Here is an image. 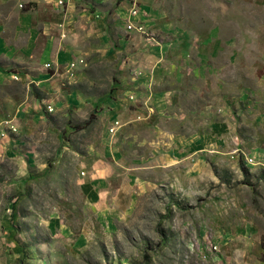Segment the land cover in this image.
<instances>
[{"label":"rangeland","instance_id":"rangeland-1","mask_svg":"<svg viewBox=\"0 0 264 264\" xmlns=\"http://www.w3.org/2000/svg\"><path fill=\"white\" fill-rule=\"evenodd\" d=\"M82 3L138 23L65 22L73 59L44 83L0 65V264H264V0ZM130 24L168 42L158 80ZM132 76L163 114L116 107Z\"/></svg>","mask_w":264,"mask_h":264},{"label":"crops","instance_id":"crops-1","mask_svg":"<svg viewBox=\"0 0 264 264\" xmlns=\"http://www.w3.org/2000/svg\"><path fill=\"white\" fill-rule=\"evenodd\" d=\"M82 1L68 0L65 6H61L58 4V0H0V65L6 60L10 63L14 62L21 65L25 63L30 65L31 63V66H34L35 73H37L36 75L41 76L40 82L44 83L52 79L45 66L49 64L53 66L67 65L73 59V49L68 47V42L63 38L62 27L65 22H117L116 20L126 17L128 20L138 23V16L130 13L132 3L129 4L127 10L125 8L121 9L124 4L114 9L111 15L112 19H110L106 11L102 9H90L89 6L83 7L79 5ZM82 4H86V2ZM148 23L144 22L145 25ZM132 28L130 27V29ZM126 31L129 35L127 40L130 44L129 49L135 48L136 50V52L132 53V56H139L142 60L141 63L143 61L147 62L141 72L148 76L151 71L154 73L156 80H158V72L163 74L165 71L162 67L164 66L163 61L170 54L164 50L168 48V42L163 41L160 45L158 42L151 43V40L147 38V34L138 32L136 28ZM33 69H31L32 72L34 71ZM176 71H179V69L177 68ZM7 74L8 72L5 73L0 70V78ZM14 75L18 79L20 76H27L26 73H14ZM131 79V85L119 90L118 97L114 100L116 107L121 108L126 103L131 105L136 101L141 106L143 105L142 100H144L145 106L153 109L152 111L156 115L163 114L169 102L166 92L158 88L153 101L151 98L152 105L150 106V102H146L147 99L145 98L146 95H149L148 90L141 89L139 86L138 80L140 77L132 76ZM66 97L70 102L72 100L77 102V104L79 102L76 94H71L70 97L66 94ZM145 106H142L141 109H145ZM36 108L38 109L36 102L28 103L25 100L22 111L29 115L39 116V111ZM136 111L138 110H134L133 113ZM116 112L117 110L115 109L112 119L119 117L124 124L115 134L118 135L130 121L134 120H126V118L124 119ZM148 113L151 114L150 111ZM90 187L91 189L92 187L94 188L93 185H90ZM98 195H100L99 192Z\"/></svg>","mask_w":264,"mask_h":264},{"label":"built area","instance_id":"built-area-1","mask_svg":"<svg viewBox=\"0 0 264 264\" xmlns=\"http://www.w3.org/2000/svg\"><path fill=\"white\" fill-rule=\"evenodd\" d=\"M133 14H134V13H133ZM129 27H138V32L142 33V30H143V26H142V25L134 26V25L130 24ZM111 122H122V120H121L120 118H114V119L111 120ZM109 131H110L113 135H115V134L118 132L117 129H110V125H109ZM213 248H214V249H217V246L214 245Z\"/></svg>","mask_w":264,"mask_h":264},{"label":"bare ground","instance_id":"bare-ground-1","mask_svg":"<svg viewBox=\"0 0 264 264\" xmlns=\"http://www.w3.org/2000/svg\"><path fill=\"white\" fill-rule=\"evenodd\" d=\"M134 28V27H133ZM119 125H121V122H115L114 124H113V128L112 129H117L118 127L117 126H119Z\"/></svg>","mask_w":264,"mask_h":264}]
</instances>
